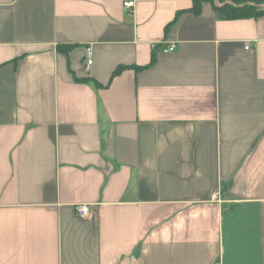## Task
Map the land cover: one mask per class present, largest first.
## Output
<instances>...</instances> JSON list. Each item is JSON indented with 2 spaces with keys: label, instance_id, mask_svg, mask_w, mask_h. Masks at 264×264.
Masks as SVG:
<instances>
[{
  "label": "crops",
  "instance_id": "1",
  "mask_svg": "<svg viewBox=\"0 0 264 264\" xmlns=\"http://www.w3.org/2000/svg\"><path fill=\"white\" fill-rule=\"evenodd\" d=\"M192 6L0 0V264H264V16Z\"/></svg>",
  "mask_w": 264,
  "mask_h": 264
},
{
  "label": "trees",
  "instance_id": "2",
  "mask_svg": "<svg viewBox=\"0 0 264 264\" xmlns=\"http://www.w3.org/2000/svg\"><path fill=\"white\" fill-rule=\"evenodd\" d=\"M221 6L216 5V0H192L193 6L190 10L194 15H200L202 12V6L208 2L212 4L214 9L227 20L249 19L259 18L264 16V0H218ZM181 13H178L176 19L171 24L173 25ZM154 63V60H152ZM124 69L119 68L115 75L120 73Z\"/></svg>",
  "mask_w": 264,
  "mask_h": 264
},
{
  "label": "built area",
  "instance_id": "3",
  "mask_svg": "<svg viewBox=\"0 0 264 264\" xmlns=\"http://www.w3.org/2000/svg\"><path fill=\"white\" fill-rule=\"evenodd\" d=\"M135 6V2L134 1H128L124 3V7L126 9H131L134 8ZM176 49V46H171L168 50H165V52H170V51H174ZM86 56H87V63L88 65L92 64V59H91V48H88L86 50ZM218 194L214 195V199H218ZM76 212L78 214V216L82 219H86L88 218V216L90 215V210L89 207L85 204H79L78 206H76ZM215 264H220V262H216Z\"/></svg>",
  "mask_w": 264,
  "mask_h": 264
},
{
  "label": "rangeland",
  "instance_id": "4",
  "mask_svg": "<svg viewBox=\"0 0 264 264\" xmlns=\"http://www.w3.org/2000/svg\"><path fill=\"white\" fill-rule=\"evenodd\" d=\"M217 4L220 6L221 4H220V1H217Z\"/></svg>",
  "mask_w": 264,
  "mask_h": 264
}]
</instances>
